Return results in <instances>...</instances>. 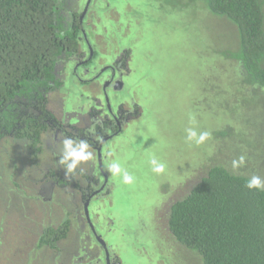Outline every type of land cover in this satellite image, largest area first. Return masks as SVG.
I'll return each instance as SVG.
<instances>
[{
  "label": "rangeland",
  "instance_id": "obj_1",
  "mask_svg": "<svg viewBox=\"0 0 264 264\" xmlns=\"http://www.w3.org/2000/svg\"><path fill=\"white\" fill-rule=\"evenodd\" d=\"M107 2L106 9L101 8L104 3L95 6L102 18L92 30L100 39L97 43L94 37L98 57L108 59L121 49H131L134 70L121 97L139 103L143 112L108 148L112 155L103 165L107 171V164L115 160L135 180L125 185L108 171L111 192L97 209L102 225L110 226L96 225L97 233L120 264H196L193 256L170 242L167 210L187 194L212 160L232 165L243 156L245 169L240 172L264 179V89L237 85L236 62L219 54L235 48V31L224 19L202 9L199 0ZM70 82L50 96L57 112L63 98L70 106L86 102L88 90ZM189 127L210 131L211 138L200 145L186 142ZM223 127L230 129L229 137L216 135ZM153 156L166 164L164 173L152 172ZM10 167L0 153V178L15 177L20 184L38 180L32 191L36 204L15 207V198L6 194L8 186L0 180V264H56L53 250L35 248L36 239L28 229L34 232L41 224L56 225L66 219L72 226L63 251L59 248L63 257L75 256L81 245L80 225L87 230L75 217L71 199L60 208L55 198H49L47 181L41 182L44 167L34 171L21 167V172L19 166L17 172ZM49 211L54 216H48ZM82 258L87 256L83 253Z\"/></svg>",
  "mask_w": 264,
  "mask_h": 264
},
{
  "label": "trees",
  "instance_id": "obj_2",
  "mask_svg": "<svg viewBox=\"0 0 264 264\" xmlns=\"http://www.w3.org/2000/svg\"><path fill=\"white\" fill-rule=\"evenodd\" d=\"M72 2L0 0V140L13 133L39 143L44 126L25 109L35 104L43 111L47 93L59 87L56 68L79 49V21L66 17ZM199 3L235 31V48L219 54L236 62L237 85L264 89V0ZM223 129L216 135L229 137L230 129ZM216 163L169 207V240L196 264H264V191L245 187L250 176L239 170L245 168ZM67 232L66 221L46 231L40 243L55 247Z\"/></svg>",
  "mask_w": 264,
  "mask_h": 264
},
{
  "label": "flooded vegetation",
  "instance_id": "obj_3",
  "mask_svg": "<svg viewBox=\"0 0 264 264\" xmlns=\"http://www.w3.org/2000/svg\"><path fill=\"white\" fill-rule=\"evenodd\" d=\"M72 1L66 8L69 12L66 13V17L69 19L72 16L71 20L79 21L81 32L79 49L72 57L64 60L56 68L55 76L59 82V87L47 93L43 111L35 104L25 109V114L32 116L35 120H40L44 126L39 143L34 146L29 139L17 138L13 133H7L0 140V153L3 155V159L10 163L12 172L18 171L17 166H19V172L22 171L21 167L33 171L36 168L44 167L45 176L41 182L47 181L46 189H48L49 194H52L51 197H48L55 198L60 208L63 202L70 198L74 204L75 217L79 221H83L84 229L87 230L84 232L80 225L77 237L81 239L79 241L81 247H78L75 256L63 257L60 250L63 251L62 245L69 235L71 223L66 219L68 222L67 235L65 238L56 241L55 247H50L49 244H41V238L46 231L58 229L66 221L56 225L41 224L38 226L40 230L37 228L33 232L32 229H28L31 238L36 239L35 248L53 250L56 264H120L118 258L110 253L108 247L106 257L105 250L96 241V236H99L97 230L107 226V223L102 225V221H100L102 217L99 218L97 205L111 192L110 176L103 166L109 158L107 155L108 148L112 141L120 136L127 126L139 118L143 112L139 103L132 101L133 99L126 101L124 99L126 96L121 97L122 93H126L128 82L131 81L130 77L134 70V55L130 48H125L114 53L112 58L105 59L103 55L98 57L99 53L96 50L94 37H96L97 43L100 39L92 30L94 31L102 18L95 10V6L104 3L101 8L106 9L108 8V0H104L105 2L99 0ZM114 11L116 10L113 9L111 12ZM104 14L106 13L104 12ZM103 60L104 62H102ZM69 81L84 88L85 92L88 90L85 93L86 102L70 106L63 98L60 100L61 110L57 112L51 106L50 96L55 91L69 85L67 84ZM64 138L86 140L91 146V150H94L95 157L92 161L82 163L73 173L68 175L65 174L64 166L59 164ZM11 153H14V157L11 156ZM0 180L8 186L6 194L15 198V207L18 208L21 205L22 208H26L36 204V197L32 191H34V185L38 180H26L23 184H20L15 177L10 176L0 178ZM25 184L29 185L26 186ZM28 191H31V195H28ZM41 199L38 201L40 202ZM54 209H56L55 206ZM51 215L54 216L49 211L48 216ZM92 229L96 235L93 234ZM107 231H110V228ZM85 242H89L88 245H85ZM91 242L100 250L101 257L92 250ZM34 246L31 247L34 248ZM83 253L87 256L86 259L82 258Z\"/></svg>",
  "mask_w": 264,
  "mask_h": 264
},
{
  "label": "clouds",
  "instance_id": "obj_4",
  "mask_svg": "<svg viewBox=\"0 0 264 264\" xmlns=\"http://www.w3.org/2000/svg\"><path fill=\"white\" fill-rule=\"evenodd\" d=\"M185 131L186 142L196 145L203 144L205 141L209 140L212 135L211 132L207 130L198 132L194 127L186 128ZM107 155H112L111 150L107 152ZM94 158V150H91V146L86 140L73 138H64L62 140L59 164L64 166L66 175L73 173L82 163L92 161ZM244 159L245 158L241 156L238 160H233V169L241 167L244 164ZM149 163L152 166V172L156 174H162L166 171V164L158 160L155 156L150 159ZM108 171H110L114 177H119L121 182L125 185L134 183L135 177L133 174L122 168L121 164L115 160L108 165ZM245 187L249 190L255 189L257 191H264V179H261L260 176L253 175L247 180Z\"/></svg>",
  "mask_w": 264,
  "mask_h": 264
},
{
  "label": "water",
  "instance_id": "obj_5",
  "mask_svg": "<svg viewBox=\"0 0 264 264\" xmlns=\"http://www.w3.org/2000/svg\"><path fill=\"white\" fill-rule=\"evenodd\" d=\"M82 17H83V16H82ZM87 220H88V222H89L88 217H87ZM92 232H93L94 235H96L93 229H92ZM96 241L100 244V246L103 247V249H104L105 252H106V257H107V255H108V254H107V246H106L104 240H102V238H101L100 236H96Z\"/></svg>",
  "mask_w": 264,
  "mask_h": 264
}]
</instances>
